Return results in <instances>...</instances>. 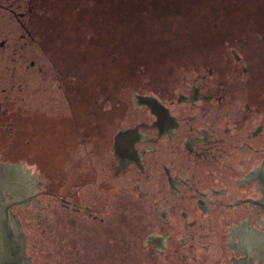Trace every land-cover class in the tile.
<instances>
[{
	"label": "rangeland",
	"instance_id": "rangeland-1",
	"mask_svg": "<svg viewBox=\"0 0 264 264\" xmlns=\"http://www.w3.org/2000/svg\"><path fill=\"white\" fill-rule=\"evenodd\" d=\"M10 1L26 15L21 26L0 12V125L48 191L25 210L46 264H193L188 248L178 255L147 246L152 226L135 196L118 191L113 204L114 126L151 118L138 97L163 101L192 70L210 91L232 87L239 64L231 49L251 43L243 28L262 31L264 0H27L19 8ZM253 46L247 81L264 93V58ZM90 169L102 178L96 221L84 208L94 206L97 188L80 187ZM83 189L89 195L81 199ZM199 256L212 264L208 253Z\"/></svg>",
	"mask_w": 264,
	"mask_h": 264
},
{
	"label": "flooded vegetation",
	"instance_id": "flooded-vegetation-1",
	"mask_svg": "<svg viewBox=\"0 0 264 264\" xmlns=\"http://www.w3.org/2000/svg\"><path fill=\"white\" fill-rule=\"evenodd\" d=\"M19 1L17 8L22 2L28 5L27 0ZM7 2L0 3V12H8L7 17L22 26L26 14L16 13L12 2ZM243 30L244 42L251 43L241 53L231 49L239 64V75L230 76L232 87L210 91L204 76L192 70V76L183 75L180 90L163 101L138 97L151 118L130 127L114 126L111 139L108 179L113 204L118 191L135 196L132 199L144 208V223L152 226L147 246L159 251L172 248L178 255L188 248L193 264H207L201 252L212 256V264H264V93L247 81L255 68L253 44L256 55L264 58V28ZM240 83L245 84L243 90H237ZM9 128L0 125V191L4 189L9 201H27L11 207L22 224L23 211L41 204L48 191L26 169L24 152L7 146ZM149 130L154 134L147 135ZM81 176L80 187L92 181L97 188L94 206L84 208L96 221L101 217L96 203L102 178L96 169L82 170ZM87 195L83 189L81 199ZM63 204L77 208L67 199Z\"/></svg>",
	"mask_w": 264,
	"mask_h": 264
},
{
	"label": "water",
	"instance_id": "water-1",
	"mask_svg": "<svg viewBox=\"0 0 264 264\" xmlns=\"http://www.w3.org/2000/svg\"><path fill=\"white\" fill-rule=\"evenodd\" d=\"M0 264H46L26 211L24 223L12 213L14 205L27 201H9L0 191Z\"/></svg>",
	"mask_w": 264,
	"mask_h": 264
}]
</instances>
